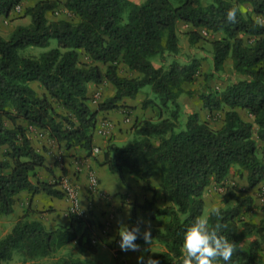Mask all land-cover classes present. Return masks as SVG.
<instances>
[{"label": "trees", "instance_id": "trees-1", "mask_svg": "<svg viewBox=\"0 0 264 264\" xmlns=\"http://www.w3.org/2000/svg\"><path fill=\"white\" fill-rule=\"evenodd\" d=\"M19 1L0 0V15L9 16ZM60 5L76 20H50L48 13ZM24 15L30 16V24L17 25L8 38L0 35V218L14 211L23 190L64 195L58 179H33L46 165L45 155L29 136L31 127L46 130L64 149L79 147L92 154L99 112L117 108L123 98L135 97L150 85L159 99L158 119L136 121V138L122 146L109 139L98 161L122 179L128 171L145 181L153 198L141 208H152L158 191L166 203L153 213L164 217V223L131 233L130 244L163 245L145 264H264L258 237L242 244L264 231L263 220L246 218L254 205L251 193L227 187L225 206L211 209L203 219L207 187L224 184L233 165L246 173L248 189L264 181V0H37ZM179 21L192 26L187 31L190 45L203 38L200 28L221 32L211 40L213 67L220 70L230 58L233 70L242 75L200 94L204 109L225 110L219 128L197 112L182 119L179 97L184 83L195 78L197 60H173L158 67L152 62L154 56L164 59L179 52ZM53 39L56 46H51ZM49 46L39 55L23 52ZM81 52L89 62L80 60ZM119 63L140 75H121ZM103 81L111 82L115 92L93 109L89 84ZM239 108L254 122L243 118ZM156 173L158 187L151 181ZM137 205L132 204L133 221ZM95 236L93 222L77 211L69 212L67 224L56 227L23 215L0 238V264L15 250L36 258L71 244L79 255L94 253ZM52 264L96 263L69 254Z\"/></svg>", "mask_w": 264, "mask_h": 264}, {"label": "rangeland", "instance_id": "rangeland-1", "mask_svg": "<svg viewBox=\"0 0 264 264\" xmlns=\"http://www.w3.org/2000/svg\"><path fill=\"white\" fill-rule=\"evenodd\" d=\"M37 0H20L15 8L12 10L9 16L0 15V35L4 38H8L14 28L17 25H28L31 22L30 16L24 15V10L27 6L32 5ZM244 10H250L248 5L243 6ZM48 18L50 20L59 19V18H67L71 20H76V16L74 13L65 9L62 5L53 11L48 13ZM262 21V20H261ZM20 22L19 24H17ZM180 24L178 27V35H179V52L176 54H168L162 59L160 56L152 57V62L155 66L165 65L167 66L171 61L178 60L179 62H188L191 60H197L200 63L199 69L195 75V78L192 82H185V92L181 94L179 100L182 104V119L185 121L188 115L197 112L200 115V119L208 121L211 126L214 128H219L223 124L224 111L225 110H214L209 111L203 108L202 102L200 100V94L206 90L212 89H221L225 87L229 82L236 81L242 77V75L237 74L233 70V62L232 59L228 58L220 70H215L213 67V59H212V44L211 40L214 38H219L222 36V33H212L207 29L200 28L199 31L202 33L203 38L196 44L190 45L188 41L187 31L189 28ZM192 29V28H190ZM246 38V36H244ZM57 41L55 39L52 40L51 46H56ZM49 47H29L23 52L25 54L31 55H39L41 52L49 49ZM80 60L82 62H89L88 57L81 52ZM118 72L123 76L134 77L139 76L140 73L137 71H131L127 68L124 63H119ZM34 87L38 90L39 93L43 92V88L38 85V83H34ZM115 92V86L108 81H103L101 83H92L89 86V104L93 109L98 107V104L105 100L106 98L112 96ZM146 100H151V103L144 105ZM159 102L158 97L154 94L150 85H146L143 87L140 92L135 97H125L119 102V106L117 108L109 109L110 112L106 113V111H100L98 115V120L96 124L95 133L104 136L106 135V141L102 145V147L94 148L93 152L102 153V148L105 147L109 139L117 143L118 145H124L128 142L133 141L136 138L134 125L136 121L141 120L143 118H151L154 120L158 119L159 111L156 103ZM240 111V110H239ZM243 114V118H250L253 122V116L250 113L243 109L241 110ZM101 113V114H100ZM106 113V114H105ZM170 110L164 112V116L169 115ZM241 113V112H240ZM101 115V116H100ZM8 125H11L10 122L7 121ZM257 126L254 124V136L257 138ZM43 133H40L39 140H45ZM260 140H258L259 148L261 147ZM260 150V149H259ZM156 174H154L151 178L152 183L155 182ZM159 175V174H158ZM65 176V175H64ZM139 176V175H138ZM246 173L241 170L238 165H233L230 169L229 175L227 176L224 184L222 183H214L209 187L208 195H207V204L204 208L203 219H206L211 209H217L221 206H225L224 198L226 197V189L229 186L235 188V190L242 192L245 191L249 193L248 185L246 186V182L243 179L245 178ZM136 177V176H135ZM140 177V176H139ZM62 178V177H61ZM64 179H68L70 183L75 185L69 178L65 177L61 179L60 184H62ZM89 180V173H88ZM247 180V179H246ZM144 181V180H143ZM244 181V182H243ZM145 182V181H144ZM145 185V183H144ZM264 185V181L252 190V195L254 196V205L250 207L247 211L246 218L253 221H264V203L259 201V196L264 194V189L261 186ZM243 187H247L244 189ZM89 193L94 195L89 189ZM97 195H100L96 193ZM137 206L141 204L134 200ZM146 201V202H145ZM143 203L147 205L149 199L145 200ZM165 201L158 191L153 200V207L160 205L159 207H163L165 205ZM81 206V204H80ZM139 208L140 213L135 216L133 221L132 231L134 232H142L147 231L151 226L161 225L164 223V217H154L153 214H148L149 208ZM153 210V209H152ZM137 214V213H136ZM11 215V214H10ZM9 216V215H6ZM139 217L145 218V221L139 220ZM142 218V219H143ZM149 219V220H148ZM156 220V223H151V221ZM92 221V220H91ZM13 216L9 217H1L0 218V238H2L7 232L11 230L13 227ZM93 222V221H92ZM10 228V229H9ZM259 238L261 241V245L263 247L264 254V231L256 236L251 238H246L242 241L244 246H247L252 239ZM95 242L97 243V250L94 253H88L87 255H79L76 253L72 247V245L65 246L63 248L58 249L53 254L49 256L36 257V258H27L20 251L15 250L13 257L3 262L2 264H52L57 262L62 257H66L69 254L74 256H80L85 260H92L96 264H115V258L111 251L112 245H106L103 241V238L96 234ZM159 243V242H158ZM159 243V246L148 245L150 251L159 250L163 245ZM151 254L147 260H149L152 256Z\"/></svg>", "mask_w": 264, "mask_h": 264}, {"label": "crops", "instance_id": "crops-1", "mask_svg": "<svg viewBox=\"0 0 264 264\" xmlns=\"http://www.w3.org/2000/svg\"><path fill=\"white\" fill-rule=\"evenodd\" d=\"M134 1L140 2L141 0ZM180 24L184 25L182 21H179L178 27ZM186 26L189 30L192 28L189 24ZM32 85L34 86V83ZM239 110L243 114L241 111L243 109L239 108ZM105 111L106 113L110 112L109 110ZM247 120L252 121L250 118ZM40 133H43L41 135L45 140H39ZM29 136L33 145L45 155L46 165L37 169V177H33V179L35 181L39 179L55 182L56 179L61 181L67 177L75 184L80 198L81 213L93 221L95 234H99L106 245H112L111 251L115 258V264H145L151 254L154 253L155 255L163 251L164 247L150 251L148 245L159 246L157 241L137 244H130L129 242L131 233L134 232L132 231V204L136 202L134 200L143 204L145 200H152L153 198L152 191L145 188V182L141 177L124 171L122 179L120 175L112 173L106 165L98 163L103 158L101 152L88 154L87 151L79 147L70 150L64 149L62 145L51 139L44 129L31 127ZM94 140L97 147H102L107 139L106 135L102 136L96 132ZM91 172L98 176L103 194L92 195L89 193L88 173ZM155 177L156 180L152 184L158 187L159 175L156 173ZM243 180L247 186V180ZM210 186L204 193L205 206L207 204V190ZM58 188L62 190V184H59ZM243 188L246 189L247 187ZM247 190L251 193L255 188ZM159 206L150 208L148 214H153ZM139 208L140 206H137L135 209L136 215L140 213ZM70 209L71 202L65 195L58 197L45 192L32 193L23 190L19 193L14 211L9 216H13L12 225L20 216L25 215L28 219L43 221L47 227H56L59 224L65 225L69 222ZM142 218L139 217V220L145 221V218ZM151 223H156V220L151 221Z\"/></svg>", "mask_w": 264, "mask_h": 264}, {"label": "built area", "instance_id": "built-area-1", "mask_svg": "<svg viewBox=\"0 0 264 264\" xmlns=\"http://www.w3.org/2000/svg\"><path fill=\"white\" fill-rule=\"evenodd\" d=\"M96 150H98V147H96ZM62 186H63L62 190L64 192V195L71 202L70 211H77L78 213L82 214L81 207H80V198H79L76 187L72 183H70L68 179L63 180ZM261 188L264 189V185H262ZM88 189L94 194L96 193L103 194V191L100 188L99 178L93 172L89 174ZM259 201L264 203V194H261L259 196Z\"/></svg>", "mask_w": 264, "mask_h": 264}]
</instances>
